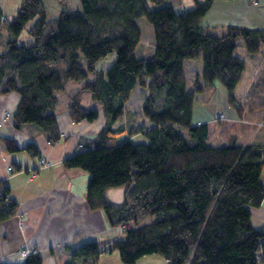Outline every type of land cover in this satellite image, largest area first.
<instances>
[{
	"label": "trees",
	"instance_id": "trees-1",
	"mask_svg": "<svg viewBox=\"0 0 264 264\" xmlns=\"http://www.w3.org/2000/svg\"><path fill=\"white\" fill-rule=\"evenodd\" d=\"M79 1V9L65 8L53 18L43 0H20L11 20L0 4V96H20L10 111L14 127L34 125L50 143L64 138L57 94L70 82L83 84L67 106L71 121L104 119L63 165L88 173L89 209L103 210L108 223L122 232L107 241H85L64 264H98L102 254L113 252L122 264H139L152 255L166 264H264V231L251 223L252 208L264 200V144L242 146L232 139L214 146L207 142L209 123L193 122L195 92L220 84L230 104L242 107L234 91L246 61L236 54V41L242 37L246 51L258 53L264 29L230 25L216 34L203 27L213 0L196 1L193 9L182 11L165 0ZM140 18L153 28L155 47L148 58L136 54L144 42ZM24 29L31 39L19 44ZM110 59L104 71L100 64ZM187 59L202 60L195 92L188 90ZM137 87L146 90L141 111L148 125L136 126L138 114L125 108ZM82 90L100 109L82 103ZM257 90L264 91V79H257L249 93ZM139 135L146 141H133ZM0 142L9 153L40 155L34 143L22 147L10 137ZM122 186L124 202L110 200L108 189ZM9 195V186L1 182L0 222L17 212L18 203ZM19 264L44 260L32 252Z\"/></svg>",
	"mask_w": 264,
	"mask_h": 264
},
{
	"label": "crops",
	"instance_id": "crops-1",
	"mask_svg": "<svg viewBox=\"0 0 264 264\" xmlns=\"http://www.w3.org/2000/svg\"><path fill=\"white\" fill-rule=\"evenodd\" d=\"M6 1L5 3L0 1V4L4 16L8 18L5 14ZM43 1L49 17L53 18L58 17L65 8L70 10L80 8L79 0ZM196 1L204 0H165V4L182 11L193 9ZM19 6L18 2L16 13ZM138 23L142 29L144 42L137 48L136 54L139 58H148L155 47L153 28L145 18L138 19ZM201 25L212 29L216 34L225 33L230 25L264 29V0H213L211 8L201 20ZM237 49L238 43L236 54L246 61L242 79L248 73V68H251V72L247 74L246 91L235 95L242 102L239 109L230 104L228 92L221 84L209 92H195L194 82L201 70L202 60H185L184 71L188 90L195 92L196 99L193 122L195 124L207 122L211 125L218 122L215 119L216 115L223 113L226 116V120L223 121L225 124H221L218 129L219 132L225 131V145L232 139H236L242 146L264 144V91L257 90L256 93L249 94L252 84L259 78L264 79V47L255 54H249L243 44L240 51ZM112 63V59L106 60L100 67L107 71ZM71 83L73 82H70L66 89L74 92L76 88L70 86ZM77 84L82 88L80 83ZM145 94V89L137 87L125 108L136 112L138 119L142 117L143 124L148 125L149 122L142 116L141 111ZM57 95L56 113L62 134L65 135L60 141L50 143L46 134L31 124L15 128L12 119L0 127V137L13 138L22 147L34 143L40 152L38 156L26 150L9 153L0 142V183L9 186L10 198L18 203L16 214L0 222V264L21 263L23 259L20 258V250L25 247L38 252L43 257L44 264H64L69 259L71 250L85 241L90 239L107 241L122 232L120 226L113 227L108 223L103 210L89 209L86 200L88 173L79 168L69 169L63 165L65 158L78 151L83 137L95 136L104 124V119L92 123L72 122L67 112L70 98L66 99L67 105L60 108V92ZM19 99L20 96L16 92L1 95L0 114L4 110L14 112ZM133 101L136 102L137 108H133ZM204 104L209 110L204 108ZM92 106L100 109L99 104ZM41 156L48 159L50 166L39 167ZM10 166L16 170L10 172ZM261 182L264 185V170ZM112 194L107 191L108 198L115 202ZM251 223L255 228L264 231V200L260 206L252 208ZM160 263L166 264V261ZM98 264L122 262L119 254L113 252L102 254Z\"/></svg>",
	"mask_w": 264,
	"mask_h": 264
},
{
	"label": "rangeland",
	"instance_id": "rangeland-1",
	"mask_svg": "<svg viewBox=\"0 0 264 264\" xmlns=\"http://www.w3.org/2000/svg\"><path fill=\"white\" fill-rule=\"evenodd\" d=\"M0 1L5 3L4 2L5 0H0ZM6 2H7V8L5 9L6 10L5 14L8 16V19L11 20L16 15L15 8L17 7L18 2L20 3V0H7ZM30 39H31V37L29 36V34L27 32V29H24L23 32L21 33L20 37L18 38V43L19 44H23V43H26L27 41H29ZM239 42H242V43H239ZM236 43H238L237 51H240L241 44H243V46L245 48V41H244V39L242 37H239L238 41H236ZM111 58L114 59L115 58V54L111 55ZM247 72L250 73L251 72V68H248ZM248 73H246L245 77L238 84L237 90L234 91V94L236 96L239 95L240 93H243V92L246 91V89L248 87V84H247V81H248V75L247 74ZM71 84L72 85H70V86H73L74 88H76L74 90V92L77 91L78 89L79 90L81 89L80 86L78 87V84L76 82H73ZM80 84L83 85L82 83H80ZM74 92H72L70 89H66V90L60 92V95H59L60 96V104H59L60 108H63V107H65V105H67L66 104V99L70 98L71 95ZM82 92H83L82 102H83V104L86 107L93 108L92 105L98 104L97 101H95L92 98V95H91V93L89 91H87V90L83 91L82 90ZM133 104H134L133 108H137L136 107V102L133 101ZM204 108H207V110H209L206 104H204ZM5 111H10V110H4L3 113L0 114V116L3 115ZM219 114H223V113H219ZM219 114H217V115H219ZM215 119L217 120V118H215ZM224 120H226V116H225V119H219L218 118V120H217L218 122L217 123H214V124L210 125L211 134H210L209 139L207 141L209 144L214 145V146H222V145L226 144V142H225V140H226L225 131L219 132V129H218V127H221V124H225V122H223ZM143 122L144 121H143L142 117H140L137 120V122H136V126H140L141 124H143ZM219 122H221V123H219ZM132 139L135 142L146 141V138L143 137L142 135H139L138 137H134ZM124 190H125V187L122 186V187H115V188L108 189V192H111V194L113 193L112 197H114V201L115 202L123 203L124 202V197H125L124 196ZM146 222H149V218L144 220V221H142L141 224L146 223ZM163 261H164V258L162 256H160V255H152V256L144 257V259L140 261V264H161L160 262H163Z\"/></svg>",
	"mask_w": 264,
	"mask_h": 264
},
{
	"label": "built area",
	"instance_id": "built-area-1",
	"mask_svg": "<svg viewBox=\"0 0 264 264\" xmlns=\"http://www.w3.org/2000/svg\"><path fill=\"white\" fill-rule=\"evenodd\" d=\"M217 120L219 119H225L224 114H219L216 116ZM11 119V112L10 111H5L3 115L0 116V126L6 124L9 120ZM50 166V162L48 159L44 156L40 157L39 160V167L40 168H45ZM10 172H14L13 166L9 167ZM34 252L32 248L25 247L20 250V258L24 259L26 258L30 253Z\"/></svg>",
	"mask_w": 264,
	"mask_h": 264
}]
</instances>
